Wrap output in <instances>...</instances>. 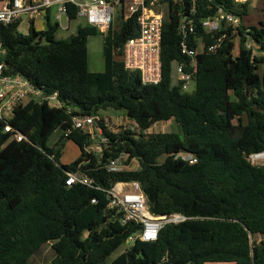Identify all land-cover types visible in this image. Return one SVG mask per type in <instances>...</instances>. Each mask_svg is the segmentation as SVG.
Wrapping results in <instances>:
<instances>
[{
  "label": "trees",
  "instance_id": "1",
  "mask_svg": "<svg viewBox=\"0 0 264 264\" xmlns=\"http://www.w3.org/2000/svg\"><path fill=\"white\" fill-rule=\"evenodd\" d=\"M250 1L211 0V9L204 3L195 19L221 8L243 21ZM170 5L163 26V80L157 86L143 85L138 72L124 67L123 47L139 36L135 17L105 36L84 26L66 40H56L58 24L47 23L41 35L33 28L23 35L18 26H0V49L6 51L0 61L7 73L58 93L65 104L61 110L36 102L16 109L8 124L28 141L13 140L0 123V264H30L50 243L56 253L51 264H105L141 232L140 225L123 223V215L108 208L102 191L130 182L140 183L154 216L180 214L188 220L167 225L156 241L136 239L112 264H264V165L250 161L264 153L263 60L245 46L250 38L264 49L263 24L242 23L236 55L231 30L209 35L198 25L188 44L196 49L199 39L205 49L196 59L195 91L188 94L172 83V65L189 63V58L181 53L178 6ZM69 18L76 20L73 9ZM100 35L105 69L93 73L88 42ZM219 41L218 51L208 52ZM68 109L74 111L69 114ZM109 110L124 112L139 135L104 131L111 152L87 154L90 137L73 130L72 118ZM243 117L245 124L238 122ZM163 122L175 123L177 131L147 134ZM58 130L64 134L49 148L48 140ZM67 141L81 154L62 165ZM123 154L137 160L139 170L108 173L102 168ZM183 155L197 162L190 164ZM75 173L92 178L102 190L68 187V174ZM256 236L263 239L253 241Z\"/></svg>",
  "mask_w": 264,
  "mask_h": 264
},
{
  "label": "built area",
  "instance_id": "2",
  "mask_svg": "<svg viewBox=\"0 0 264 264\" xmlns=\"http://www.w3.org/2000/svg\"><path fill=\"white\" fill-rule=\"evenodd\" d=\"M245 1L247 0H236L241 3ZM171 2L178 6V30L182 39L181 53L189 58V63L172 65V75L175 73L172 81L176 79L174 85L186 92L190 84L195 82L197 56L203 54L205 49L199 39L196 40V49L188 44L197 26L200 25L209 35L231 30L235 41L239 39L242 20L233 13L220 8L213 16L201 18L199 22L196 21L195 16L201 8H204V3L207 2V9H211L209 5L211 0H0V26L15 25L19 30L23 19H26L29 30L33 28L36 31V26L40 21L52 24L53 20L55 22L53 24H58L60 27L63 18H66L68 26L63 28L68 30L70 28L69 13L73 9L76 19L84 20L85 26L95 28L105 36L110 30H115L121 22L135 17L139 27V36L127 41L123 47L124 67L128 71L138 72L143 85L157 86L163 80L161 56L163 26L166 18L170 16ZM222 37L225 38L226 33ZM220 42L208 47V52L216 53L221 46ZM254 45H256L255 42L248 38L246 48L252 50L251 47H255ZM5 55L6 51L1 48L0 59ZM31 102L47 105L56 110L65 107L58 93H47L22 76L8 74L5 62L0 61V123L5 124L4 133L12 134V139L18 142L28 140L16 132L8 122L14 116L16 109ZM73 111V109L67 110L69 114ZM127 119L130 120L128 117ZM72 121L73 130L81 131L90 137V144L86 146L85 152L95 156L103 157L106 152H111V140L104 131L112 135L123 133V130L117 131L111 121L100 114L98 116H74ZM70 133L71 131L66 132L67 135ZM182 158L190 164L197 162L191 155H183ZM261 158H264V153L253 155L252 161ZM131 162L138 164V167L131 168ZM102 168L108 173H119L139 170L140 166L137 160L129 161L128 155L123 154L117 159L110 160ZM66 185L68 187L83 185L102 190L92 178L81 173L68 174ZM102 191L106 193L108 208L117 210L123 215V223L135 222L141 226L140 234L131 238V241L136 239L144 242L156 241L167 225H179L188 220L180 214L154 216L150 212L147 199L138 182L117 183L111 189ZM92 203L96 204V200Z\"/></svg>",
  "mask_w": 264,
  "mask_h": 264
},
{
  "label": "rangeland",
  "instance_id": "3",
  "mask_svg": "<svg viewBox=\"0 0 264 264\" xmlns=\"http://www.w3.org/2000/svg\"><path fill=\"white\" fill-rule=\"evenodd\" d=\"M55 23L52 20V24ZM242 23L246 27H256L260 28L261 23L264 27V0H251L249 5V14L247 18H245ZM46 21H40L36 26V32L37 34L41 35L44 33L47 29ZM86 25V22L84 20L76 19L74 21L70 22V28L68 30L64 29L63 27L68 26V21L66 18H63L62 24L55 36L56 40H66L69 37L76 34L77 29L79 27H84ZM19 32L23 35H27L29 33V26L27 25L26 19H23V23L19 27ZM39 40L42 43H45L43 39L39 37ZM236 49L234 51V54H238L239 51V43L236 40ZM255 47L252 48L253 56L255 58H258L259 60H263V63L259 65V73L261 75L264 74V49L261 46L254 45ZM104 37L103 36H97V37H91L88 42V68L90 72L98 73L103 72L105 69V59H104ZM175 69V68H174ZM173 78H175V73L172 75ZM172 81L173 85L176 84V79H173ZM196 88L195 82H192L188 88V90L185 93L193 94ZM100 116L103 118H108L112 126L119 131L120 129L124 131H131L139 135V132L136 130L135 123L133 121H130L127 119V115L124 112H114L112 110L101 112ZM238 122H241L242 124L246 123L245 117L238 119ZM133 129V130H132ZM178 129V126L173 122H163L155 124L148 132L147 134L149 136L152 135H158V134H169L171 132H176ZM64 134L62 130H58L53 134V136L48 140L47 146L49 148H53L55 144L58 142V140L61 138V136ZM80 149L72 142L67 141L65 148L62 152V157L60 159V163L62 165H70L74 163L78 158L80 157ZM163 161V159H162ZM250 161L255 166H261L264 165V158L256 159L255 161H252V157L250 158ZM131 168L138 167V164H135V162H131L130 164ZM263 238L261 236H256L253 238L254 240L260 241ZM135 244V241L128 240L123 246H121L116 252H114L106 261L105 264H112V262L122 255L125 251L133 247ZM56 257V253L52 248V244H47L43 246L36 254L32 256L30 259V264H51L54 258ZM208 264H232V263H208Z\"/></svg>",
  "mask_w": 264,
  "mask_h": 264
}]
</instances>
